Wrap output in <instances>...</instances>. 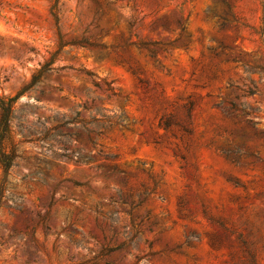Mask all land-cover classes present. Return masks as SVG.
Here are the masks:
<instances>
[{"label":"rangeland","instance_id":"obj_1","mask_svg":"<svg viewBox=\"0 0 264 264\" xmlns=\"http://www.w3.org/2000/svg\"><path fill=\"white\" fill-rule=\"evenodd\" d=\"M51 3L0 0L1 96L57 30L113 46L65 45L13 102L0 264H264V0Z\"/></svg>","mask_w":264,"mask_h":264},{"label":"trees","instance_id":"obj_2","mask_svg":"<svg viewBox=\"0 0 264 264\" xmlns=\"http://www.w3.org/2000/svg\"><path fill=\"white\" fill-rule=\"evenodd\" d=\"M59 0H52V3L50 5V13L52 14L55 23L58 22V17L56 14L57 4ZM174 22L177 25V28L179 31L183 30L182 26V19H176ZM264 22V19H263ZM264 31V28L262 29ZM57 46L56 49L52 52L51 56L44 60L42 63L39 64V66L36 68L34 73H32L30 80L22 87L20 91H18L14 96L11 97H3L0 95V166L3 169V172H7L8 168L12 165V157L13 155L8 152L5 149V140L9 136L10 133V118L11 113L13 109V102L16 98L20 96L24 91L29 90L34 87V85L41 79L42 74L45 72H48L50 70H53L51 67V64L53 63L54 55L63 48L67 44H76L79 46H98L102 49H110L113 45H106L105 43H94L89 41L86 37H79V38H72L69 40H65L60 35L59 31L57 30ZM170 43V42H169ZM129 44H134L139 49H144L148 53L149 56L155 57L158 51L164 50V48L160 45V40H146V39H140L138 41H131ZM184 44V43H183ZM92 83L99 87L98 83L94 80H92ZM110 83L106 82L105 85H107V89H111ZM67 122H73L65 120L63 123ZM164 127L169 126V122L164 121L162 124ZM99 126L98 121L92 118L90 121L89 131L92 133H95L96 135H100L101 132L99 130H94L95 127ZM88 141L91 146V150L94 148V145L96 144V141L93 137H89Z\"/></svg>","mask_w":264,"mask_h":264}]
</instances>
